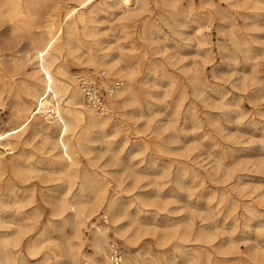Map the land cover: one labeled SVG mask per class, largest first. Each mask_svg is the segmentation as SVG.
I'll list each match as a JSON object with an SVG mask.
<instances>
[{
    "label": "rangeland",
    "instance_id": "obj_1",
    "mask_svg": "<svg viewBox=\"0 0 264 264\" xmlns=\"http://www.w3.org/2000/svg\"><path fill=\"white\" fill-rule=\"evenodd\" d=\"M161 1L148 0L145 4V13L154 15L169 36L157 37L154 42L140 37L135 29L130 36L116 40L111 25L132 19L123 17L119 9L108 8L99 14L101 29L110 32L113 45L126 44L130 52H138L143 43L154 52L158 47L155 55L171 68L168 74H150L154 96L143 93V100L148 98L155 102L150 109L145 101L150 115L129 114L125 129L113 137L112 147L99 135L90 153H79L80 165L106 174L112 180L109 194L120 189V201H133L129 205L131 211L136 210V201L148 200V204L141 203L143 208L150 213L157 212L162 226L142 232L138 242L130 246L132 249L137 250L150 240L154 254L165 264H188L189 260L193 264H264V0H194L199 9H190L191 0ZM174 2L178 8L175 13L171 10ZM213 2L232 12L236 25H242L241 30L246 32V42L233 41L228 33L230 22L218 28L217 20V26L206 31L209 42L199 48L195 22L191 18L202 8L211 7ZM66 9V5L63 6L62 13ZM134 27L136 25L131 29ZM22 33V39H16L11 22L0 19V57L8 59L9 68L14 63L10 59L13 55L18 54L16 61L19 55L23 57L18 73L11 75L10 72L13 86H7L4 92L0 130L17 125L25 117V113L14 106L18 99L16 90L20 89L26 97L32 96L24 91L27 88L24 80L29 79L32 72L33 63L27 50H32L33 45L29 33ZM103 44L107 45L108 41ZM83 50L80 48L77 52L81 59L87 58ZM102 52L99 50V54ZM64 54L66 56V52ZM68 59L72 71L87 68L97 73L104 69L80 67L82 64L75 61L78 58L69 56ZM202 64L204 72L198 73L197 68ZM107 72L111 77H119L116 72ZM154 78L158 83L155 84ZM139 107L138 103L129 106ZM29 126L15 138L19 141L14 148L0 146L9 161L4 178L12 177L20 191L32 192L49 215L52 204L48 200L59 194L66 180L52 162L57 151L54 138ZM136 127L143 131L136 132ZM141 138L146 139L147 145ZM125 140L122 149L116 150V145ZM13 154L25 164L29 158L33 159L36 167L30 171L29 167L18 169L12 163ZM104 213L105 209H100L94 219L87 221L84 232L88 239L81 247L84 252L92 250L90 240L95 227L92 221L112 225L110 213L109 221H103ZM122 223L130 225L131 232H140L130 215H125ZM57 233L63 243L65 234ZM110 234L111 239H119L125 247L123 236L112 230ZM46 251V245L36 253L24 248L26 264H42ZM69 256L65 253L62 257L68 264H78ZM143 256L140 255L142 261Z\"/></svg>",
    "mask_w": 264,
    "mask_h": 264
},
{
    "label": "bare ground",
    "instance_id": "obj_2",
    "mask_svg": "<svg viewBox=\"0 0 264 264\" xmlns=\"http://www.w3.org/2000/svg\"><path fill=\"white\" fill-rule=\"evenodd\" d=\"M73 1L0 0V19L4 18L11 22V31L18 40L22 39V32L27 31L33 45L32 50H27V55L33 63L32 72L30 78L24 80L27 86L24 91L32 96L26 97L20 89L16 90L18 99L14 106L17 111L24 112L25 117L17 125L0 130V146L14 148L19 141L15 138L20 137L29 125L44 131L54 138V149L57 151L54 153L52 162L66 180L65 185L60 187L62 189L59 194H54V199L48 200L52 204V210L49 215H46L45 206L34 198L32 192L28 194L22 192L12 177L4 178L9 161L1 153L3 151H0V264H26L23 249L36 253L44 245L48 251L42 256V264H68L69 261L62 257L65 253L70 254L78 264H112L109 257L111 230L125 239L124 264H165L154 254V245L150 240L137 245L139 247L137 250L130 247L138 242L142 232L145 233L152 227L162 226L157 212L150 213L148 209L143 208L141 203L148 204L149 201L139 200V203L136 201L137 208L131 211L129 205L133 201H120V189L110 195L109 186L112 180H109L106 174L86 165H80L78 155L81 152L90 153L101 134L107 146L112 147L115 143L113 137L125 129L129 114L139 113L149 116L150 112L148 113L145 108V101L150 105V107L147 105L150 109L155 102L148 98L143 100V93L154 96L149 83L150 74H168L171 68L163 61V58L161 60L155 55L158 47L154 48L156 50L154 52L152 47L143 43L138 52H130L126 44L119 43L117 47L113 45L110 32L101 29L99 14L106 12L108 8L114 11L119 9L123 17L132 19L110 24L112 30L116 32V40L123 36H130L134 29L140 37L151 42H154L157 37L169 38V36L154 15L145 13L147 11L145 4L148 0ZM163 2L166 3L167 0H162L161 3ZM171 4L173 5L171 10H174V13L178 12L175 2ZM65 5L67 9L62 13ZM189 7L199 9L194 0H191ZM191 20L195 22V31H193L197 36L199 48L202 47L200 45L209 42L206 31L216 27L217 20L220 24L218 28L230 22L228 33L233 41L234 39L237 43L238 39L247 41L244 36L246 32L243 33L241 30L242 25H236V17L232 12L214 2L211 7L202 8L200 13ZM135 25L136 27L131 29ZM222 32L224 33V31L220 33ZM106 40L108 44L104 45L103 42ZM80 48L87 52V58L81 59L78 55ZM113 48L117 49L113 50ZM99 50L103 51L102 54H99ZM16 55L18 54L10 58L14 61L10 68L8 59L0 57V106L4 103L3 96L7 86L11 85L10 76L16 75L23 64V57L19 55V61H16ZM210 55L209 53L208 57ZM69 56L78 58L75 61L82 64L80 67H103L106 71L116 72L124 80L122 87L111 98L114 105L113 112L97 113L86 103L83 92L73 76ZM197 69L198 73H202L205 67L202 64V67ZM84 70L96 75L100 71L93 73L87 68ZM154 80L155 84L158 83L156 78ZM102 81L106 83L108 79ZM132 103H138L140 107L129 108ZM135 130L143 131L139 127ZM140 141L147 145L146 139L141 138ZM125 143L126 140L116 145V150H121ZM11 160L18 169L29 167L27 170L30 171L36 167L35 161L30 158L25 164L13 154ZM141 193L142 191L139 194ZM100 209H105L107 215L110 213L112 225L92 221L95 224L90 240L92 250L84 252L81 247L88 239L84 227H87V221L94 219ZM125 215L131 216L132 222L138 225L139 233L138 230L131 232L130 225L122 223ZM69 225L72 226L71 230L68 229ZM58 231L65 234L63 243L59 240ZM166 239L168 238L165 237ZM183 251L185 253L186 249L184 248ZM141 254L144 255L143 261L140 258ZM188 262L193 264L190 260Z\"/></svg>",
    "mask_w": 264,
    "mask_h": 264
},
{
    "label": "built area",
    "instance_id": "obj_3",
    "mask_svg": "<svg viewBox=\"0 0 264 264\" xmlns=\"http://www.w3.org/2000/svg\"><path fill=\"white\" fill-rule=\"evenodd\" d=\"M73 76L77 81L86 103L97 113H111L114 105L111 102L112 96L124 84L121 77H111L102 69L98 74H91L84 70H74ZM108 79L106 83L102 80ZM104 222L109 218L106 213L102 215ZM109 257L112 264H124V250L119 239L112 238L109 242Z\"/></svg>",
    "mask_w": 264,
    "mask_h": 264
}]
</instances>
